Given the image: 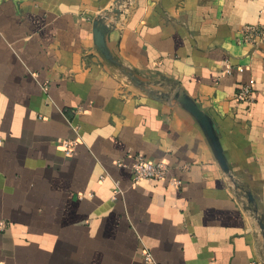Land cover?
<instances>
[{
	"label": "crops",
	"instance_id": "obj_1",
	"mask_svg": "<svg viewBox=\"0 0 264 264\" xmlns=\"http://www.w3.org/2000/svg\"><path fill=\"white\" fill-rule=\"evenodd\" d=\"M116 2L0 0V264H144L143 249L155 264H264V44L236 41L264 26V0ZM249 79L254 100L238 102ZM137 155L180 187L133 186Z\"/></svg>",
	"mask_w": 264,
	"mask_h": 264
},
{
	"label": "built area",
	"instance_id": "obj_2",
	"mask_svg": "<svg viewBox=\"0 0 264 264\" xmlns=\"http://www.w3.org/2000/svg\"><path fill=\"white\" fill-rule=\"evenodd\" d=\"M238 44L249 45L251 47H257L260 44H264V26L256 25H244L240 28L238 37L236 38ZM238 72H242L243 68L241 66L236 67ZM233 71V66L228 60L225 61L223 73L225 75H231ZM254 83L253 79H249L245 84H243L235 94V99L238 102L251 104L253 102V91L252 85ZM76 133V129L73 127ZM78 137V136H77ZM78 139L75 137L73 139H64L60 141V147L66 156L72 155L74 151L75 144ZM117 166H122L121 162L117 163ZM131 169V184L134 186L141 182H168V184L174 188L178 189L181 185V181L169 177V167L164 160L157 162L147 161L144 157L137 155L134 157V161L130 167ZM108 178L107 174H102L99 176V180H104ZM114 186L112 200H115L117 196L123 195V190L120 188L119 184L115 181L112 182ZM91 196V195H90ZM6 227V223L0 220V231H3ZM141 256L144 264H155L150 253L143 249L141 250Z\"/></svg>",
	"mask_w": 264,
	"mask_h": 264
},
{
	"label": "water",
	"instance_id": "obj_3",
	"mask_svg": "<svg viewBox=\"0 0 264 264\" xmlns=\"http://www.w3.org/2000/svg\"><path fill=\"white\" fill-rule=\"evenodd\" d=\"M97 22H94L93 28V42L97 47V50L103 55V57L108 60L109 62L113 63V59L109 54L104 40L103 32L96 27ZM199 124L201 127L205 137L207 138L213 155L217 160L220 168L223 170L224 173L229 174V170L220 146V143L217 139L216 133L214 131L213 125L208 118V116L197 106V104L189 98L182 90H177L175 92L174 98ZM248 198L251 200L250 194H248ZM262 228V225H261Z\"/></svg>",
	"mask_w": 264,
	"mask_h": 264
},
{
	"label": "rangeland",
	"instance_id": "obj_4",
	"mask_svg": "<svg viewBox=\"0 0 264 264\" xmlns=\"http://www.w3.org/2000/svg\"><path fill=\"white\" fill-rule=\"evenodd\" d=\"M119 1H120V3H121V0H117V2H116V4H115L116 6L119 4Z\"/></svg>",
	"mask_w": 264,
	"mask_h": 264
}]
</instances>
